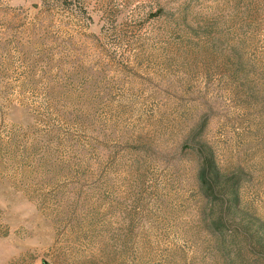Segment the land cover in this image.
<instances>
[{
    "label": "rangeland",
    "instance_id": "obj_1",
    "mask_svg": "<svg viewBox=\"0 0 264 264\" xmlns=\"http://www.w3.org/2000/svg\"><path fill=\"white\" fill-rule=\"evenodd\" d=\"M200 142L264 228V0H0V264H264Z\"/></svg>",
    "mask_w": 264,
    "mask_h": 264
},
{
    "label": "trees",
    "instance_id": "obj_2",
    "mask_svg": "<svg viewBox=\"0 0 264 264\" xmlns=\"http://www.w3.org/2000/svg\"><path fill=\"white\" fill-rule=\"evenodd\" d=\"M196 152L200 155L197 172L198 187L207 201L204 216L207 228L212 233L221 236L227 235L235 228L237 229L236 234L240 231L246 236L247 245L252 250L258 246L264 251L263 226L260 225L257 231H253L249 224L236 222L238 214L243 213L241 211V184L243 182L241 172H223L216 162L213 150L205 143H198ZM234 231L230 234L233 243H235L234 236H236Z\"/></svg>",
    "mask_w": 264,
    "mask_h": 264
}]
</instances>
